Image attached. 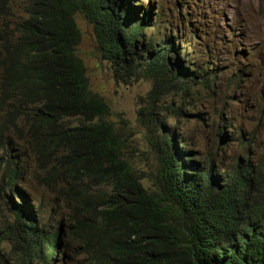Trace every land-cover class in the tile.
Segmentation results:
<instances>
[{
	"label": "trees",
	"instance_id": "16d2710c",
	"mask_svg": "<svg viewBox=\"0 0 264 264\" xmlns=\"http://www.w3.org/2000/svg\"><path fill=\"white\" fill-rule=\"evenodd\" d=\"M127 5L28 0L10 28L0 0V204L9 201L11 216L2 220L0 209V264H52L64 246L42 214L47 204L32 207L20 189L28 167L12 142L33 157L36 182L65 204L58 230L88 264H264V146L256 161L238 157L222 171L224 160L216 170L177 144L166 113L183 109L164 98L188 94L200 73L181 65L172 41L144 40L148 26ZM76 16L117 79L140 73L152 83L137 110L154 158L147 174L124 156L109 106L89 89ZM240 139L238 147L255 143Z\"/></svg>",
	"mask_w": 264,
	"mask_h": 264
},
{
	"label": "rangeland",
	"instance_id": "374dc122",
	"mask_svg": "<svg viewBox=\"0 0 264 264\" xmlns=\"http://www.w3.org/2000/svg\"><path fill=\"white\" fill-rule=\"evenodd\" d=\"M5 2L11 14L5 21L13 28L20 18L26 17L28 0ZM136 4L132 1L133 7ZM138 4L141 17L143 8L152 5L145 21L148 27L144 40L150 36L156 41L175 38L182 49L190 51L193 70L202 72L210 66L217 73L211 91L197 88L185 95L175 94L172 98L170 94L164 98L167 107L173 104L183 109L166 113L167 124L174 131L173 139L193 151L197 161L213 163L216 170L220 159L224 160L222 171H227L229 163L238 157L245 161L250 157L252 162L259 159L264 146V0H140ZM75 20L81 34L77 53L83 61L89 89L109 106L105 119L125 139L124 156L147 174L155 168L154 158L146 142L147 132L137 120V110L152 83L137 77L140 73H133L125 81L117 79L110 63L100 59L91 25L79 16ZM186 21L194 27L195 45L183 28ZM2 23L0 18V27ZM229 124L230 128H226ZM218 129L226 133L225 140L218 137ZM239 131L253 138L255 143L245 146L248 149L236 147ZM12 146L28 167L20 189L32 207L43 201L47 204L42 214L51 232L58 231L64 243L52 264H88L84 254L79 253V243L72 242L67 229L58 230L57 220L67 212L65 204L57 200L55 191L36 182L35 162L29 152L17 143L12 142ZM255 148L257 151H253ZM143 184L151 183L145 180ZM7 207L9 201L4 199L0 204L4 211L2 220L11 217Z\"/></svg>",
	"mask_w": 264,
	"mask_h": 264
},
{
	"label": "clouds",
	"instance_id": "9594fccd",
	"mask_svg": "<svg viewBox=\"0 0 264 264\" xmlns=\"http://www.w3.org/2000/svg\"><path fill=\"white\" fill-rule=\"evenodd\" d=\"M127 1L129 2V5H127L128 16H133L136 14L135 17H137L139 20L145 22L146 17L148 18L150 12L152 11V5H149L148 8H146V7L143 8L144 13L142 14V17H141L138 14V11L141 10V5L138 4L140 2V0H127ZM132 1L137 3L136 5H134V7L132 6ZM183 28L188 31L187 32L188 37L190 40H193L192 42L194 43V45L197 44V42H196L197 36L194 32V27L190 24L189 21H186L184 23ZM191 32H193L194 35H192ZM175 33H176V31H175ZM160 40L162 42L172 41V46L176 49V52L179 55V61H180L181 65L185 69H187L189 71V73H195V72L200 73V80H199L200 83H198V85H196L195 82L190 83V87H188L189 90H196L197 88H198V90H205V91L213 90V88L215 87L216 80H217V73H216L215 69H213L212 67L209 66V69H207L206 71L203 70L202 72H200V71L193 70L192 67H194V66L191 64L192 62H191L190 51L187 48L182 49L175 38H171V39L170 38H168V39L167 38L166 39L161 38ZM163 105L166 106V104H163ZM226 128H230V124H229V126H226ZM219 131H222V130L218 129V137H219ZM223 134L225 136L221 137V139L225 140L226 139V133L223 132ZM238 134H239V137L237 138L236 147H238V145H240L242 143L240 138L245 137L247 140L248 139L250 140L252 138L249 136V134L247 132H240L239 131ZM58 246H60V245L58 244Z\"/></svg>",
	"mask_w": 264,
	"mask_h": 264
}]
</instances>
